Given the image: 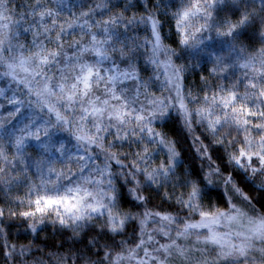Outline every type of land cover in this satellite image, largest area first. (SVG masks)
<instances>
[{
  "label": "snow or ice",
  "instance_id": "snow-or-ice-1",
  "mask_svg": "<svg viewBox=\"0 0 264 264\" xmlns=\"http://www.w3.org/2000/svg\"><path fill=\"white\" fill-rule=\"evenodd\" d=\"M242 2L179 0L177 8V0H147L154 11L139 21H128V25H151V38L144 46L150 45L148 63L155 67V81L167 93L157 96L148 91L155 86L152 79L144 81L135 70L133 61L141 45L132 40L130 46L127 36L120 38L117 27L122 18L95 19L96 14L102 16L108 10L107 0H83L80 8L87 11L77 14L69 10L72 20L65 24L58 21L68 8L66 0H24L21 5L0 0V50L11 53L7 59L0 55V81L15 85L19 93L9 97L0 87V101L10 106L6 117L0 114V179L16 169H37L41 184L35 186L36 199L29 200L32 210L20 215L25 219L39 215L32 231L49 216L55 217L54 224L70 228L71 247L83 245L73 257L74 264H264V215L249 216L232 202L239 197L252 208V196L241 186L264 200V183L257 185L254 179L264 176V134L260 133L264 123L253 124L259 141L246 137L238 150L236 141H229L234 151L227 156L213 147V142L225 144L224 138L216 137L233 121L238 130H249L243 126L252 121L245 119L241 124L236 120L241 113L264 117V111L259 110L264 106V49L247 55L243 46L237 48L233 43L250 39L248 28L264 25V0H252V8L260 5L258 13L249 12L247 5L241 13ZM170 8L176 10L169 13ZM213 11L217 17L229 11L236 22H218ZM164 23L179 37L182 48L177 58L203 51L205 31L227 28L216 36L223 38L229 57H235L231 67L243 70L238 83L247 81L245 95L239 94L235 84L231 88L209 84L206 77L199 91L185 88L180 73L186 66L175 67L171 57L177 53L162 43V37L167 39ZM77 29L83 36L69 40ZM21 35L26 43H19ZM117 44L122 47L117 48ZM116 53L128 63L127 70L121 71L113 60L111 54ZM223 63L224 58L217 57L216 64ZM217 72L214 68L213 76ZM200 92H204L203 97ZM237 103L242 105L240 109ZM197 104L202 106L189 107ZM194 126L203 132L192 135ZM177 127L178 133L170 139ZM59 132L75 142L74 153L53 140ZM189 137L192 143L186 149ZM33 141L38 142L46 159L34 162L29 157L25 164L26 146ZM5 144L16 150L12 160ZM125 144L137 151L114 150ZM96 150L103 153V160ZM213 152L217 153L215 158ZM161 154L163 159L153 167L152 162ZM54 159H60L61 164L72 162L76 170L58 171ZM195 159H199V167ZM220 182L229 197L226 210L205 203L210 194L219 192ZM169 185L171 190H167ZM177 187L183 190L179 194ZM154 197H159L161 204L149 207ZM165 201L167 211L163 209ZM252 211L255 213L254 208ZM3 215L0 211V217ZM235 225L240 227L233 230ZM129 227L134 235L137 230L139 233L134 247L126 246V241L117 242ZM158 236L166 242L161 243ZM5 247L0 245L5 264L26 257L30 251L27 247L18 252Z\"/></svg>",
  "mask_w": 264,
  "mask_h": 264
},
{
  "label": "trees",
  "instance_id": "trees-1",
  "mask_svg": "<svg viewBox=\"0 0 264 264\" xmlns=\"http://www.w3.org/2000/svg\"><path fill=\"white\" fill-rule=\"evenodd\" d=\"M83 0H66L68 8L63 13V18L58 21V24H65L67 21L72 20V16L69 15V10L72 13H79L81 10L87 11V9H81L80 4ZM24 3V0H14V5H21ZM108 10L104 11V14L101 16L99 14L95 15L96 20L100 19H109L110 17H120L122 18L121 24L117 27V31L121 33V40L124 39L125 36L129 38L128 43L131 46L132 40H136L137 43L141 45L139 50L136 53V58L133 61L135 65V70L137 74L144 80L149 81L150 78L155 83V86H150L148 91L154 95L167 94L160 82L155 81V67L148 63L149 57L151 56V48L150 45L146 48L144 43L146 40L151 38V25L149 24L147 27L143 23H133L132 25H128V21L135 18L137 21L140 20L141 17H147L149 12L154 11L150 9L147 4V0H107ZM252 0H244V2L240 3L239 8L240 12L244 11L245 6H248L249 12H257L259 11L260 5L257 3L256 8L251 7ZM180 7L179 0H177V8ZM221 8L225 7V5H221ZM175 8L168 9L169 13L175 11ZM19 11V8H17ZM103 11V10H101ZM159 16V13H157ZM213 18L218 22L224 19L231 21L232 23L236 22V18H234L229 11L222 12L219 17L216 16V12L213 11ZM91 23V21H90ZM211 23V21H210ZM95 31V29H93ZM218 31H227V28H216L215 30H207L203 35V43L201 44V48L203 51H200L198 54L189 57L188 55H184L180 58H177L181 53L182 46L178 45L179 37L174 35V28L170 29L167 23H164V35L167 36V39H163L162 43L165 47L174 50L177 53V56H172L171 61L173 65L177 68L181 66H186L185 70L180 73L181 83L185 88H190L193 92L199 91L200 86L203 85V78H207L209 84L215 83L222 86H226L231 88L232 85H236L239 94L244 96L247 89V81H244V84L241 85L238 83L242 79L243 70L239 68L231 67L232 62L235 60V57H229L228 50L225 45H223V38H218L216 33ZM261 33H264V25L257 24L255 30L248 28V36L250 39H241L239 41H234L237 48L243 46L246 50L247 55H254L259 52L261 49H264V37L261 36ZM83 36V33H80L79 30H76V33L71 35L68 39L74 40L79 39ZM84 39H87L85 37ZM230 39V38H229ZM19 43H26L24 37L21 35L18 37ZM31 41V35L28 36V42ZM13 44L16 41H12ZM117 48H121V44L116 45ZM209 53L211 54L209 56ZM0 55H2L5 59H7L10 55L6 51H0ZM113 60L116 61V64L119 65L120 70H127L128 63L122 62L119 59V54H111ZM217 57H223L224 63L222 65L216 64ZM162 60L163 56L160 57ZM243 63V61H241ZM106 66L111 67L110 63H106ZM218 69L217 75L213 76V69ZM226 77V78H225ZM163 78L161 77V80ZM9 86L8 83L4 84L0 81V87ZM14 94H19L16 92V87L11 85L10 87ZM213 92L215 89L213 88ZM201 97H203L204 92L199 93ZM143 99V97H141ZM202 105H190L189 107L199 108ZM238 109L242 107L240 103L235 105ZM10 106L7 105L6 102L0 101V114L4 117L8 115L7 109ZM260 111H264V106H261ZM250 120L252 123L248 125H244L243 127L249 129L248 131H244L243 128L237 129L236 121H233L231 126L226 125L223 129H221L219 135L216 137L217 140L224 138L225 144L223 146L216 145L213 142V147H219L221 155L227 156L229 153H232L234 149L228 143L229 141H236L235 150H238L243 146V141L248 136L253 140L257 141L259 135L256 130L253 128V124L264 123V117L260 116H245L242 113L236 117V120H239L241 124H243V120ZM196 130L192 135H200L203 132V128L198 126H194ZM157 131H161L162 129L157 128ZM178 133V127L173 128L169 138H175V135ZM230 133V134H229ZM260 133L264 134V129H260ZM205 136H208V140L211 141L212 137L208 135V133H204ZM247 137V138H248ZM204 137L202 136L201 139ZM109 140L112 137H108ZM54 141H59L65 144L68 150L74 149V141H70V137L67 133L59 132L53 137ZM192 143L191 137L188 139V144L185 145V148H188V145ZM59 146V145H57ZM195 148V145L192 146ZM225 148L228 149L225 152ZM5 152L8 155L10 160L17 154L14 147L9 148L7 144L4 147ZM116 151H122L125 153L135 152L137 149L133 146L131 149L128 148L127 144L124 145L123 148L114 149ZM98 152V150H96ZM27 156L25 157V164L27 163L28 158L30 157L32 161H39L41 159H46V155L41 153L40 148L36 149L32 143H28L26 146ZM100 160H103V153H99ZM190 155L195 157L197 154L194 150L190 151ZM213 157L217 155V153H212ZM60 154L57 153V157ZM163 159V154H161L156 160L152 162V166L155 167L160 160ZM127 162V161H126ZM97 163H100L98 160ZM194 163L197 167L200 166L199 159H195ZM53 166L58 170H66L71 168L73 171L76 169L73 167L72 162H65L61 164L60 159L53 160ZM24 167V165H21ZM188 167V165H185ZM231 167V166H230ZM207 169L205 168V171ZM228 173H225L227 176ZM179 176V172L177 173ZM257 185L264 183V176L259 178H254ZM175 181H173V184ZM41 184L40 175L36 168H31L21 172L19 169L14 171H9V173L0 179V211L4 212V215L0 217V245L6 246L5 250H10L11 248H15L17 252L24 247L30 249L27 253L26 257H20L18 260H9L8 264H33L38 261H42L43 264H74L73 257L76 255L78 250L83 249V245H76L75 248L71 247L72 241V231L70 228H61L58 224H54L53 220L54 216H49L46 218L44 223L36 224V231H32V226L35 221L40 219L39 215L36 217H30L25 219L20 213L24 211L32 210V206L29 205V200H34L36 198L35 186ZM242 190L245 194L252 196V208L255 209V213H253L252 208L248 207L246 203L239 197L233 198L232 202L235 203L236 207L240 208L241 211L246 212L249 216H253L254 214L264 215V200H259V197L251 192L248 188H243ZM30 189L32 191L30 192ZM172 185H169L167 190H171ZM161 191H165V189H161ZM176 193L179 194L182 189L177 187L175 189ZM226 189L222 182H220L219 192H215L209 195L207 200L205 201L206 205L210 204L213 209L226 210L230 207L229 205V197L225 196ZM259 200V202H257ZM161 200L159 197L153 198V203L149 205V207H154L156 205H160ZM163 209L165 211L168 210V202L163 203ZM143 211V209H141ZM15 213V215H13ZM195 219H199V217H195ZM102 223V221H101ZM43 229V230H41ZM97 230H99V224H97ZM139 233L138 230L136 235L133 234V228L129 227L127 231L117 237V242L126 241V246L131 247L134 245V241L138 242ZM158 240L161 243L166 242L163 237L158 236ZM93 251H96L93 249ZM115 251H119L116 249ZM0 264H5L4 260L0 258ZM82 264V262H81Z\"/></svg>",
  "mask_w": 264,
  "mask_h": 264
},
{
  "label": "rangeland",
  "instance_id": "rangeland-1",
  "mask_svg": "<svg viewBox=\"0 0 264 264\" xmlns=\"http://www.w3.org/2000/svg\"><path fill=\"white\" fill-rule=\"evenodd\" d=\"M0 51H2V50H0ZM8 54L10 55V53L8 52ZM121 71H124V70H121ZM4 84H7L8 82L7 81H2ZM9 85V84H8ZM15 85H13V87H14ZM16 87V86H15ZM2 88H3V86H2ZM4 89L6 90V92H7V96H9V97H11L13 94H14V91H12V89L10 88V86H7V87H4ZM248 137V136H247ZM251 137V136H250ZM250 137H248L247 139H249V140H252V141H255V140H253L252 138H250ZM257 141H259V138L257 139ZM29 143H32V145L36 148V149H39V147L37 146L38 145V142H29ZM69 152H71V153H74L75 152V149H71V150H69ZM36 198H34V200H35ZM241 224H246V220H241ZM233 227V230H237L239 227H240V225H235V226H232ZM225 231L227 230V229H224ZM131 247H134V245H132ZM33 264H37V263H33ZM61 264H63V263H61Z\"/></svg>",
  "mask_w": 264,
  "mask_h": 264
}]
</instances>
